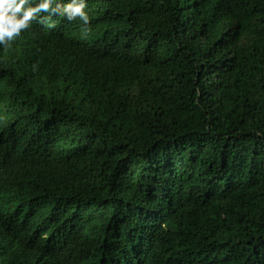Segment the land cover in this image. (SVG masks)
<instances>
[{"label": "trees", "instance_id": "trees-1", "mask_svg": "<svg viewBox=\"0 0 264 264\" xmlns=\"http://www.w3.org/2000/svg\"><path fill=\"white\" fill-rule=\"evenodd\" d=\"M86 3L0 45V264H264V0Z\"/></svg>", "mask_w": 264, "mask_h": 264}, {"label": "clouds", "instance_id": "clouds-1", "mask_svg": "<svg viewBox=\"0 0 264 264\" xmlns=\"http://www.w3.org/2000/svg\"><path fill=\"white\" fill-rule=\"evenodd\" d=\"M87 7L86 0H70L67 4L58 0H40L35 6L32 0H0V45L9 47L14 37L19 38L22 32L31 29L33 23L55 27L51 22L54 15L64 17L69 22L78 19L88 26L90 17ZM42 13L46 15L42 16ZM88 31L89 28L85 27L84 33Z\"/></svg>", "mask_w": 264, "mask_h": 264}]
</instances>
